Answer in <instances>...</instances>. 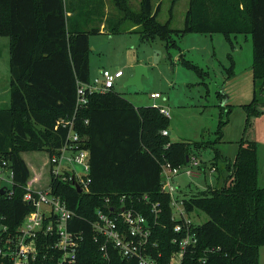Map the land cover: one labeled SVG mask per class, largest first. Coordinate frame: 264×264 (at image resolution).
I'll return each mask as SVG.
<instances>
[{"label": "trees", "instance_id": "trees-1", "mask_svg": "<svg viewBox=\"0 0 264 264\" xmlns=\"http://www.w3.org/2000/svg\"><path fill=\"white\" fill-rule=\"evenodd\" d=\"M113 1L121 16L105 19L103 0H0V37L10 41L11 76L10 107L0 110V162L9 163L14 172V196L0 195V224L11 234L33 210L23 201L30 171L22 154L51 155L66 143L68 129L58 121L73 116L78 87L90 83L89 37L100 35L103 24L110 35L134 28L131 32L144 43L159 39L168 49L173 48V35L222 34L233 48L234 37L250 35L254 83L264 84V0H190L182 30L172 29L171 19L158 22L159 8H154L152 0H141L139 11L129 0ZM177 1L172 0L173 7ZM88 100L77 114L76 127L90 152V190L78 193L71 182L61 180L51 185L53 194L76 213L75 228L85 233L76 264H106L91 223L97 220L98 209L119 207L123 196L126 207L147 216H151L152 204L160 203L162 215L153 242L159 243L167 261L179 248L172 244L176 223L171 198L162 193L161 165H186L187 157L197 155L191 153L192 147L201 150L213 145L172 141L163 135L169 130V117L159 108H136L113 89L94 93ZM256 102L245 106L248 124L258 113ZM231 112L227 105L220 116ZM226 123L220 122V131ZM228 173L223 187L201 190L185 201L189 215L199 210L209 220L195 225L198 244L184 264H202L199 259L211 247L221 251L210 254L207 264H259V250L264 247V187L259 185L254 141L240 142ZM0 264H10V260L0 257ZM109 264L137 263L111 250Z\"/></svg>", "mask_w": 264, "mask_h": 264}, {"label": "rangeland", "instance_id": "rangeland-1", "mask_svg": "<svg viewBox=\"0 0 264 264\" xmlns=\"http://www.w3.org/2000/svg\"><path fill=\"white\" fill-rule=\"evenodd\" d=\"M103 1L105 19L121 16L113 0ZM140 1L129 0V4L139 11ZM189 1L178 0L173 7L172 0H152L155 9L161 5L158 22L165 24L171 19L172 29H184ZM173 38V48L168 49L166 43L159 39L147 45L135 33L90 35V84L102 89V71L120 69L125 76L117 81L114 91L136 108L166 107L169 110L168 129L172 141L212 143L213 146L206 149L192 147L191 153L197 154L203 163H217L219 172L208 177L207 181L201 177L189 178L185 174L177 176L174 182L179 193L197 185L189 194H183L184 198H190L205 188L223 187L229 175L228 166L237 156L242 140L254 141L258 145L259 185L264 187L261 181L264 172V84L256 86L254 83L251 36L234 37V48L222 34L190 33L183 37L173 35ZM9 55V38L0 37V86L10 81L11 90ZM136 62L148 70V74L142 78V91L134 86H126L138 66H135ZM96 79L100 80L98 84L95 83ZM153 92H159L162 98L151 99ZM223 92L225 99L219 96ZM255 99L258 113L248 124L245 106ZM224 100L232 112L230 116L224 115L222 118L220 113L226 106L221 108L220 104ZM222 120L227 123L220 131ZM22 157L30 168L31 184L37 190L48 189L49 154L27 152ZM36 178L37 181L32 182ZM189 217L195 224L209 220V216L199 210H195Z\"/></svg>", "mask_w": 264, "mask_h": 264}, {"label": "built area", "instance_id": "built-area-1", "mask_svg": "<svg viewBox=\"0 0 264 264\" xmlns=\"http://www.w3.org/2000/svg\"><path fill=\"white\" fill-rule=\"evenodd\" d=\"M102 77V89H97L90 83L81 84L78 87L75 113L72 117L58 121V125L68 129V136L61 149L49 154V188L35 190L27 184L23 201L33 210L25 216L14 234L0 224V257L10 260V264H76L78 261L85 233L75 228L76 213L68 208L60 196L53 194L51 185L53 181L61 180L71 182L75 189L78 184L82 193L90 190V152L85 147L86 138L77 130V114L88 105L90 95L112 90L117 81L124 77V72L104 69ZM99 82L96 79L95 83ZM160 97L161 94L158 93L151 95L152 99ZM159 109L168 116L163 108ZM163 135L168 136V131H163ZM217 169L213 163H203L196 156L190 157L189 162L183 166L175 167L170 162L161 165L162 193L171 198L172 221L176 223L173 228L176 236L172 244L179 248L167 261L165 254L159 249V243L153 242L162 215L160 203L152 204L151 216L126 207V196L121 198V205L117 208L107 211L98 209L97 220L91 223L93 239L99 244L106 264L110 263L111 250L116 251L123 260L135 261L137 264H184L186 255L189 252L193 254L198 244L194 229L197 224L186 211L185 201L188 198L182 196V191L179 193L174 181L180 174L189 178L201 177L207 181L208 177L218 173ZM13 185V170L6 161L0 162V190H5L4 196H14ZM206 189L208 188L203 190ZM143 199L149 203L148 195ZM106 202L109 204L110 200L107 198ZM220 251L221 248L211 247L199 262L207 264L209 255Z\"/></svg>", "mask_w": 264, "mask_h": 264}, {"label": "crops", "instance_id": "crops-1", "mask_svg": "<svg viewBox=\"0 0 264 264\" xmlns=\"http://www.w3.org/2000/svg\"><path fill=\"white\" fill-rule=\"evenodd\" d=\"M160 7H161V5H158L157 6V8H159V10H160ZM156 8V9H157ZM70 15V14H69ZM87 20H89V21H92L91 20V18L89 19V18H87ZM134 30V28H132L131 30H129L128 32H126L127 34H132V32L131 31H133ZM101 34H108V32L104 29V24H103V26H102V28H101ZM100 34V35H101ZM136 35H139V34H137V33H135ZM110 35V34H109ZM140 36V35H139ZM140 38H141V36H140ZM142 41V40H141ZM143 42V41H142ZM144 43V42H143ZM155 43V42H154ZM145 44H147V45H152V44H149V43H145ZM9 60H10V55H9ZM137 65H141L140 64V62H136L135 63V66H137ZM149 69V68H148ZM118 70H120V69H118ZM10 71V70H9ZM147 72H148V70H147ZM124 76H125V74H124ZM1 80V79H0ZM113 90H115V86H114V88H113ZM155 93H158V94H160L159 92H153L152 94H155ZM151 94V95H152ZM151 95H150V97H151ZM10 96V81H8L7 83H6V85H3V86H0V107H2V108H0V110L1 109H7V108H9L10 107V102H11V97H9ZM219 96H222L224 99H225V95H224V92H223V94L221 95V93H219ZM162 97H160V98H158V99H161ZM152 99V98H151ZM158 99H153V100H158ZM6 105V106H5ZM223 106H227L226 105V101L224 100L221 104H220V107L222 108ZM160 108H163L167 113H169V110L166 108V107H160ZM223 108H225V107H223ZM168 117V116H167ZM168 133H169V136H170V131L168 130ZM259 155V154H258ZM236 157V156H235ZM23 158V157H22ZM235 159V158H234ZM234 159L233 160H231L232 162L234 161ZM24 160V159H23ZM25 161V160H24ZM25 163H26V161H25ZM26 165H27V163H26ZM28 166V165H27ZM218 167V166H217ZM29 168V167H28ZM29 171H30V168H29ZM218 172H219V169H218ZM30 175H31V171H30ZM216 177V176H215ZM260 177H261V175L259 174V183H260ZM35 181H37V178L36 179H34L32 182H35ZM261 181H262V183H264V172H263V177L261 178ZM28 185L32 188V189H35V190H37L36 189V187L34 186V185H32L31 184V182H30V179H29V181H28ZM195 187H197V185L195 184ZM194 187V188H195ZM194 188H189V189H186V190H184V191H182L184 194H189V192H191V190L192 189H194ZM259 264H264V247H261L260 248V250H259Z\"/></svg>", "mask_w": 264, "mask_h": 264}, {"label": "water", "instance_id": "water-1", "mask_svg": "<svg viewBox=\"0 0 264 264\" xmlns=\"http://www.w3.org/2000/svg\"><path fill=\"white\" fill-rule=\"evenodd\" d=\"M147 68H145L142 65H138L135 68V73L133 76H131L128 81L126 82V86H134L138 89V91H142L143 90V84H142V78L147 75ZM189 157L186 158V162H189ZM76 189L78 191V193H82V188L76 184ZM0 195L4 196L5 195V190L1 189L0 190Z\"/></svg>", "mask_w": 264, "mask_h": 264}]
</instances>
